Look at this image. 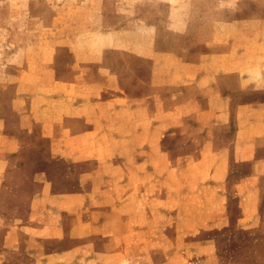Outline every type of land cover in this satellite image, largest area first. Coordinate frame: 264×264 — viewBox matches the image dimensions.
I'll return each mask as SVG.
<instances>
[{"label":"rangeland","instance_id":"374dc122","mask_svg":"<svg viewBox=\"0 0 264 264\" xmlns=\"http://www.w3.org/2000/svg\"><path fill=\"white\" fill-rule=\"evenodd\" d=\"M259 36L264 0H0V116L18 118L14 100L25 70L38 82L43 69L70 77L74 66L107 48L104 61L89 66L115 74L150 71L151 62L136 51L151 40L159 58L175 57L180 72L188 62L196 68L202 55H215L202 67L221 70L217 82L228 87L223 70L234 63V46L251 63ZM110 135L100 131L88 150L73 156L55 155L45 139L43 151L32 139L21 154H11L9 170L0 174V264H264V208L255 220L245 210L249 198H258L257 188L245 182L254 160L223 155L228 177L215 181V157L199 155L197 140L163 138L158 169L107 197L105 189L123 177L117 168L124 159ZM166 160L175 166L166 169ZM45 182L55 194H88L75 201L81 217L76 231L69 211L63 218L47 212L48 200L41 199L42 215H33ZM58 221L63 235L45 228Z\"/></svg>","mask_w":264,"mask_h":264},{"label":"crops","instance_id":"0c3cea01","mask_svg":"<svg viewBox=\"0 0 264 264\" xmlns=\"http://www.w3.org/2000/svg\"><path fill=\"white\" fill-rule=\"evenodd\" d=\"M241 23L243 26V20L234 22ZM257 43L259 55L253 53L256 60L251 63L249 59L244 62L234 46V63L223 70L228 74V87L217 82L223 76L221 70L208 72L202 67L206 58L215 55H202L196 68L188 62L180 72L171 53L158 57L154 40L136 51L139 58L151 62L150 71L115 74L104 66H89L93 60L104 61L107 48L86 65L74 66L70 77L62 78L55 70L47 74L43 69L38 82L31 69L25 70L19 80L21 95L14 100L18 118L0 116V174L9 170L11 154H21L27 141L35 139L37 151H43L41 140H51L55 155L73 156L88 150L89 139L106 130L119 141L117 152L124 157L117 168L123 177L105 189L107 197H116L131 182L140 184V174L158 169L163 138L192 139L199 142V155L215 157L214 171L210 170L215 181L228 177L229 163L222 161L223 155L226 160L233 156L238 161H255L245 182L252 191L257 188L258 198L247 196L245 210L247 219H257L254 214L264 208V37L259 36ZM165 165L166 169L175 166L168 160ZM2 186L0 180V191ZM52 187L51 182H45L46 195L34 200L33 215L41 216L42 200H48L44 206L47 212L61 218L69 211L75 220H71L70 230L76 231L81 217L80 204L75 201L86 200L88 194L63 196L55 194ZM45 228L65 234L62 221L47 223Z\"/></svg>","mask_w":264,"mask_h":264}]
</instances>
